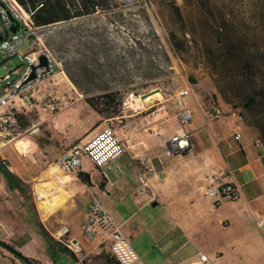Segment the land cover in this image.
<instances>
[{
	"label": "rangeland",
	"instance_id": "obj_1",
	"mask_svg": "<svg viewBox=\"0 0 264 264\" xmlns=\"http://www.w3.org/2000/svg\"><path fill=\"white\" fill-rule=\"evenodd\" d=\"M172 4L178 5L182 22L175 19L170 8ZM113 6L111 12H97L81 19L58 22L37 33L42 43L62 64L64 76L57 75L50 80L45 91L53 89L66 94L68 104L63 109L79 100L90 107L86 98L96 100L100 94L115 90L121 96L119 114L127 102L139 100L140 95L159 89L161 94L158 92L157 100L163 105L162 111H166L168 120V123H164L172 131L173 126L169 125L174 123L171 120L174 115L173 98L181 88L190 89L189 106L201 105L206 113L218 106L229 110L231 105L222 98L218 84L230 102L237 106L241 122L257 133L264 147L263 104L256 99L252 110H245L240 105L244 92H247L241 81L240 65L247 59L251 58L256 81L264 86V0H113ZM169 30L185 38L183 50L173 51L169 47ZM217 36L223 40L217 41ZM224 46L233 47L235 57L222 70L218 63V67L211 65V60L216 61ZM29 49L30 45L24 43L19 52L24 53ZM21 63L19 55L9 58L0 53V77L9 73V81L15 80L17 74L11 71ZM5 83L0 81V87ZM60 111L33 110L29 116L30 123L25 128L39 122L38 131L33 135L28 131L14 141L13 145L19 152V175L22 178L30 181V176L22 175L21 170L31 168L35 157L41 155L50 158L54 154L52 149L57 146L55 134L48 122ZM205 114V120L212 123L222 118L209 119ZM102 121L103 126L108 125L116 131L124 120L114 115L104 117ZM202 137L203 134L197 135V140ZM42 140L50 141L45 149L37 148V141ZM123 141L126 149V140ZM67 147L61 148L54 158L57 159ZM7 165L14 167L10 160H7ZM80 168L92 175L95 173L85 161ZM213 178L216 183L221 181L217 180V171ZM31 184L25 183V192L19 194V230L25 227L39 241H29V247L21 251L37 260V264H51L50 256L42 248L45 239L44 231L37 223L39 218L45 235L49 236L61 225L70 228L69 219L72 220L74 233L81 247L86 248L88 245L78 221L80 216L75 217L81 211L82 203L72 196L54 210H44V202L51 199L54 193H47L40 199L32 193ZM131 185L140 186L134 180ZM80 199L82 202L85 200L87 206L89 200L86 196L82 195ZM205 199L202 205H205ZM259 203L264 205V199ZM238 204L230 199H222L215 211L211 212L209 205H205V216L193 226L198 243L214 260L220 259L226 264H264V221L261 224L257 221L242 222L237 213ZM150 208L159 214L166 211L162 204L149 206L146 210ZM219 216L226 217L228 222L219 224ZM81 253L83 256L75 254L76 264H83L82 257L88 264H102L96 254L87 257L82 249ZM19 264L22 263L19 261Z\"/></svg>",
	"mask_w": 264,
	"mask_h": 264
},
{
	"label": "crops",
	"instance_id": "obj_2",
	"mask_svg": "<svg viewBox=\"0 0 264 264\" xmlns=\"http://www.w3.org/2000/svg\"><path fill=\"white\" fill-rule=\"evenodd\" d=\"M157 99L158 96H154L148 102L140 99L127 102L116 115L124 120L116 133L126 140L125 152L100 170L84 158L82 162L89 163L95 171L92 175L88 170H79L89 174L90 185L81 182L77 174H66L54 158L61 148L78 141L86 142L103 127L101 116L81 100L50 118L48 124L53 129L57 146L52 149L54 154L50 158L41 155L35 157L31 168L21 170L22 175L30 176V181L19 175V152L14 145L1 149L0 240L27 257L21 249L29 247V241H39L25 227L19 230V194L25 192V183L32 182V193L38 198L54 193L51 199H47L52 210L75 196L83 205L75 216H80L78 221L82 230L87 209L85 200L82 202L80 198L85 195L90 200L91 193H95L129 239L139 256V264H189L198 252H205L198 243L193 226L205 216V205H209L210 212L215 211L206 199L205 205H202L203 192L216 184L213 175L221 169L227 172L224 180L232 182L237 188V197L232 201L239 203V220L261 224L264 221V205L259 203L264 199V147L255 143L257 140L260 142L257 133L245 126L237 113L231 114L230 110H223L220 106L225 116L212 123L205 120L206 112L201 105H190L193 120L180 127L173 103L174 115L171 120L174 123L169 125L173 126V130H168L166 111H162L163 105ZM178 130L190 133L191 146L184 155L168 156L164 152L165 143ZM236 133L239 134L238 139H235ZM199 134H203V137L198 141ZM39 142L41 145L37 143V148L40 149L50 145V141ZM7 160L13 162V168L8 167ZM5 169L20 179L21 190L19 181L13 189L8 187L3 173ZM143 172L149 187L145 191H138V187H133L131 183L134 180L139 186ZM153 201H157L155 206L162 204L166 211L159 214L151 208L146 210L149 206L155 207L151 206ZM69 222V238L80 243L72 220L69 219ZM217 222L225 224L228 221L226 217L219 216ZM37 223L44 231L42 248L50 256L51 264H76L77 261L62 252V245L51 236L60 226L49 236L45 235L41 218ZM99 242L98 233L92 241L85 238L88 246L81 249L87 257L98 254L100 250H108L106 246L99 247ZM0 251V264H19V260L9 251L2 247ZM214 262L226 264L220 259Z\"/></svg>",
	"mask_w": 264,
	"mask_h": 264
},
{
	"label": "built area",
	"instance_id": "obj_3",
	"mask_svg": "<svg viewBox=\"0 0 264 264\" xmlns=\"http://www.w3.org/2000/svg\"><path fill=\"white\" fill-rule=\"evenodd\" d=\"M17 26L16 31L12 28ZM48 26V25H47ZM47 26H35L31 19V12L24 9L16 0H0V53L7 57L19 55L21 65L12 70L17 74L15 80L5 74L0 81L5 85L0 87V150L12 145L22 134L29 131L30 135L38 131V123L29 128H22L20 116H28L33 110L57 112L68 104V96L51 89L46 92V86L57 75H63L62 64L56 60L51 51L42 43L37 33ZM28 43L30 49L24 53L19 48ZM44 58V63L41 62ZM30 94L31 101L26 97ZM188 87L181 88L173 98L175 116L180 127L186 126L193 120V111L188 104L190 96ZM225 114L220 107H214L206 113V118L217 119ZM190 133L178 130L165 143L164 152L168 156L182 155L189 150ZM239 134H235V139ZM258 146L261 142L255 141ZM125 152V144L115 129L108 125L103 126L92 138L86 142H74L64 149L57 157L56 162L66 174H77L84 158H87L96 169H102L110 161ZM226 170L217 172L218 181L214 186L204 190L203 194L213 208L219 206L222 199H235L237 188L232 182L224 180ZM149 187L146 175L140 174L138 191H145ZM87 216L83 220V235L86 240L92 241L97 234L100 236V246H106L120 264H136L140 262L138 254L132 248L129 239L115 222L114 218L103 207L95 193H91L86 206ZM70 229L61 225L52 232V238L74 254L81 253V246L77 240L69 238ZM83 259V257H82ZM81 259V260H82ZM189 264H215L205 252H198L192 257Z\"/></svg>",
	"mask_w": 264,
	"mask_h": 264
},
{
	"label": "trees",
	"instance_id": "obj_4",
	"mask_svg": "<svg viewBox=\"0 0 264 264\" xmlns=\"http://www.w3.org/2000/svg\"><path fill=\"white\" fill-rule=\"evenodd\" d=\"M24 9L31 12V19L35 26H47L55 24L58 22H68L75 19H81L84 17L91 16L97 12L108 13L113 11V0H16ZM175 19L178 22H182V17L180 15V10L178 5L172 4L170 6ZM216 40H223L220 36L216 37ZM167 42L169 47L173 51H180L185 48L186 40L185 38H180L173 30H169L167 33ZM225 48L220 52L216 61L211 60V65L221 67L222 70L225 69L228 61L233 60L235 57L234 48L230 46H224ZM251 58L247 59L242 65H240V77L243 82L244 92L241 107L245 110H252L255 105V100L259 99L264 106V86H260L256 81L255 73L256 71L252 69L250 64ZM218 63V65H217ZM217 88L227 104H230L229 110L232 112H237V106L230 102V99L221 87ZM91 98H86V102L89 106L103 119L104 117H113L119 112V107L121 105V96L118 91L109 90L99 96L96 100H90ZM30 113L28 116H20V124L24 129L30 123ZM101 121V120H99ZM98 123V121L96 122ZM253 126V125H252ZM264 143V137L262 136ZM39 145L41 143L37 141ZM4 176L7 181V185L10 189L16 186L19 181V190H21L20 179L15 177L9 170H4ZM77 178L86 185H90L89 174L78 171ZM0 247L9 251L15 258H17L22 264H37V260L23 255L20 251L16 250L12 245L0 240ZM62 252H65L77 261L76 255L66 249L64 246L61 248ZM96 257L101 260L102 264H120L114 255H112L108 250H100ZM83 264H88L83 258Z\"/></svg>",
	"mask_w": 264,
	"mask_h": 264
},
{
	"label": "water",
	"instance_id": "obj_5",
	"mask_svg": "<svg viewBox=\"0 0 264 264\" xmlns=\"http://www.w3.org/2000/svg\"><path fill=\"white\" fill-rule=\"evenodd\" d=\"M16 28H17V26H14V27L11 29L12 32H15V31H16ZM40 59H41V62L44 63V58L41 57ZM157 92H159V94H161V91H160L159 89H154V90H152V91H150V92H147V93H145V94L140 95L139 99H140L142 102H148V101H150L154 96H157V94H155V93H157ZM159 94H158V95H159ZM26 97L28 98L29 101H31V99H30V94H29V93L27 94ZM147 97H149V98L146 99ZM187 152H188V151L185 150V151L182 152V154L184 155V154H186ZM156 204H157V201H153V202L151 203V206H155Z\"/></svg>",
	"mask_w": 264,
	"mask_h": 264
},
{
	"label": "bare ground",
	"instance_id": "obj_6",
	"mask_svg": "<svg viewBox=\"0 0 264 264\" xmlns=\"http://www.w3.org/2000/svg\"><path fill=\"white\" fill-rule=\"evenodd\" d=\"M155 94H158V92L155 93ZM148 98H149V97H147L146 99H148ZM232 113H236V112H232ZM44 201H46V200H44ZM42 208H43L44 210H49V211L53 209V207H50L48 201L44 202ZM41 210H42V209H41ZM48 215H49V214H48ZM43 216H44V215H43Z\"/></svg>",
	"mask_w": 264,
	"mask_h": 264
}]
</instances>
